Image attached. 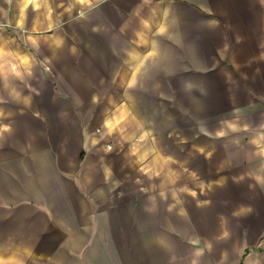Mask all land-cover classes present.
Instances as JSON below:
<instances>
[{"label": "crops", "instance_id": "1", "mask_svg": "<svg viewBox=\"0 0 264 264\" xmlns=\"http://www.w3.org/2000/svg\"><path fill=\"white\" fill-rule=\"evenodd\" d=\"M134 170L163 175L185 243L210 235L196 260L264 264V0H0V264H124L151 234L124 226Z\"/></svg>", "mask_w": 264, "mask_h": 264}, {"label": "rangeland", "instance_id": "2", "mask_svg": "<svg viewBox=\"0 0 264 264\" xmlns=\"http://www.w3.org/2000/svg\"><path fill=\"white\" fill-rule=\"evenodd\" d=\"M151 93V92H150ZM147 91L145 92V96L139 97V105L140 106H134L129 107L131 111L136 110V113L139 112L141 115L147 114L148 110V102L151 100L149 96H147ZM97 110H101L103 113H129L128 111H125L127 107H120L118 104H115L114 106H108V107H97ZM134 109V110H133ZM135 112V111H134ZM143 116V115H142ZM97 124V134L101 135L102 139L105 140V138L109 137V139L114 141V138L111 136H115L113 133L114 130H111L106 133L104 126H102L104 123H95ZM118 124V123H114ZM121 124V123H120ZM140 123V130L145 131L147 127V122ZM101 125V126H100ZM108 127L111 125V123L106 124ZM105 125V126H106ZM123 127L121 129L124 130L126 133V129L128 131L129 123H126L125 125L122 123ZM157 129L162 130L165 126L164 123H157ZM107 127V128H108ZM103 128V129H102ZM124 133V135H125ZM114 134V135H113ZM118 135V134H117ZM107 145L110 146V140H107ZM143 144L147 142V139H144ZM140 148L141 153H143L144 146H141ZM111 149L109 148V151ZM146 154V153H144ZM147 157V155H145ZM153 164V163H151ZM155 167L157 163L153 164ZM208 166H213L212 162H204L203 163V169H206ZM163 171H158L157 173H162ZM138 174L139 177H141V182L143 183L137 190L135 186L126 185L124 187V190L127 191L125 193V199L129 198L132 194L131 190L133 189V193L139 194L140 196V208L139 210L136 209V205L134 203L133 208H130L129 210L124 211V226L126 228L136 225L137 223L140 224L141 229L151 228V234L147 233H141L139 236L136 234H128L124 235V243L123 245L126 247L127 245L134 246L133 249H127L123 248L117 251H110L109 256L120 258L123 260L124 264H147V258L148 255H151V264H208L209 263V257L204 256V253L201 254L198 259L196 260L197 252L202 251V245L201 242L205 241L210 235L208 234H197V233H189L187 236V243L184 242L185 237H181L180 233H174L176 230H179V218L178 217H169V214H177L174 210H169V203L167 200H165L164 193L169 191V187H163L159 185L161 179H163V175L160 176L157 175L149 176L148 173L143 172H136L134 170L133 175L130 176H136ZM129 176V177H130ZM148 183H151V185H148ZM156 183V184H155ZM178 187H176L177 189ZM217 189H222V187H217ZM195 187L189 186L187 187V192L183 194V197L185 200H187V203L192 205L194 201L197 199L195 196H191V194H195ZM151 194V201L147 200V195ZM203 198H207L205 194H202ZM234 200H227V196L225 200H221L216 203V206L214 207L215 211L214 213H218L219 217L218 220H222L223 225L230 224L237 226L239 224H242L239 220V218L236 217H229L228 213L231 214L233 212H237L239 202ZM194 205V204H193ZM151 207V218L148 217L147 210ZM139 215V217H137ZM151 226V227H150ZM238 237V235H236ZM137 238H139V245L140 247H144L147 245H151V250L143 249V248H137Z\"/></svg>", "mask_w": 264, "mask_h": 264}]
</instances>
